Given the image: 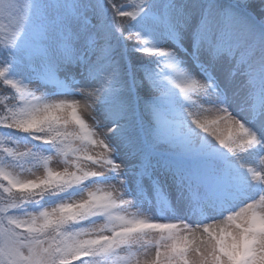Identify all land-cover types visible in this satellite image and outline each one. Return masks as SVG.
I'll list each match as a JSON object with an SVG mask.
<instances>
[{"label": "snow or ice", "instance_id": "snow-or-ice-1", "mask_svg": "<svg viewBox=\"0 0 264 264\" xmlns=\"http://www.w3.org/2000/svg\"><path fill=\"white\" fill-rule=\"evenodd\" d=\"M4 18L0 264H264V0Z\"/></svg>", "mask_w": 264, "mask_h": 264}, {"label": "rangeland", "instance_id": "rangeland-1", "mask_svg": "<svg viewBox=\"0 0 264 264\" xmlns=\"http://www.w3.org/2000/svg\"><path fill=\"white\" fill-rule=\"evenodd\" d=\"M4 19L7 20L8 27H10L11 22L7 18H4ZM190 99L191 100H196V97L193 96ZM196 102H197V104L200 103L198 100H196ZM193 111H196V110L193 109ZM197 118H200L202 120L203 119H212L213 118V113H210V112H197ZM20 150L22 151L23 149H20ZM89 150H91V149H89ZM59 166H62V165H59ZM52 167L56 168V167H58V165L57 164H53ZM42 172H43V168L42 167L39 168V170H37L36 168H33V173L35 175H40V174H42ZM129 211H134V209H129Z\"/></svg>", "mask_w": 264, "mask_h": 264}, {"label": "trees", "instance_id": "trees-1", "mask_svg": "<svg viewBox=\"0 0 264 264\" xmlns=\"http://www.w3.org/2000/svg\"><path fill=\"white\" fill-rule=\"evenodd\" d=\"M0 23H2L3 25H5L4 26L5 27V30H7L9 28L6 19H3L2 21H0Z\"/></svg>", "mask_w": 264, "mask_h": 264}]
</instances>
